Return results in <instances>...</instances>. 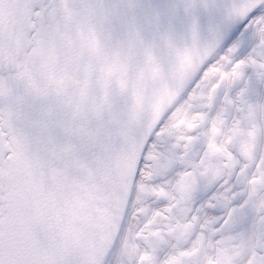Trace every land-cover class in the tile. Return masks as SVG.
<instances>
[{
	"label": "snow or ice",
	"instance_id": "snow-or-ice-1",
	"mask_svg": "<svg viewBox=\"0 0 264 264\" xmlns=\"http://www.w3.org/2000/svg\"><path fill=\"white\" fill-rule=\"evenodd\" d=\"M0 264H264V0H0Z\"/></svg>",
	"mask_w": 264,
	"mask_h": 264
}]
</instances>
